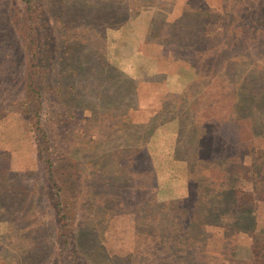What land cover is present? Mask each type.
Segmentation results:
<instances>
[{
	"label": "rangeland",
	"instance_id": "1",
	"mask_svg": "<svg viewBox=\"0 0 264 264\" xmlns=\"http://www.w3.org/2000/svg\"><path fill=\"white\" fill-rule=\"evenodd\" d=\"M0 264H264V0H0Z\"/></svg>",
	"mask_w": 264,
	"mask_h": 264
},
{
	"label": "trees",
	"instance_id": "2",
	"mask_svg": "<svg viewBox=\"0 0 264 264\" xmlns=\"http://www.w3.org/2000/svg\"><path fill=\"white\" fill-rule=\"evenodd\" d=\"M33 74V77H34V80H35V76L37 75V73L36 72H32ZM32 75H31V77H32ZM34 80H33V82H34Z\"/></svg>",
	"mask_w": 264,
	"mask_h": 264
}]
</instances>
